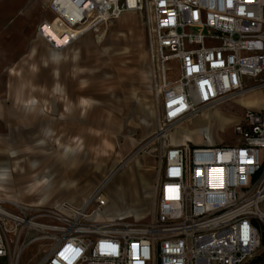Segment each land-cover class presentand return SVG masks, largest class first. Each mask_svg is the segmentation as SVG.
<instances>
[{
  "label": "built area",
  "instance_id": "obj_1",
  "mask_svg": "<svg viewBox=\"0 0 264 264\" xmlns=\"http://www.w3.org/2000/svg\"><path fill=\"white\" fill-rule=\"evenodd\" d=\"M36 1L51 14L36 35L53 52L123 13L140 16L160 87L159 139L264 89V0ZM231 127L230 146L207 138L164 144L154 165L155 216L145 228L103 221V184L82 206L31 214L0 198V258L18 264L37 239L48 245L37 264H250L264 246V109H243Z\"/></svg>",
  "mask_w": 264,
  "mask_h": 264
},
{
  "label": "rangeland",
  "instance_id": "obj_2",
  "mask_svg": "<svg viewBox=\"0 0 264 264\" xmlns=\"http://www.w3.org/2000/svg\"><path fill=\"white\" fill-rule=\"evenodd\" d=\"M47 15L41 1L0 0V99L4 97L7 84L16 87L23 81L35 80L34 90L39 93V84L44 81L42 76L46 75L47 81L43 83L57 80L71 101L67 107H38L44 110L42 116L51 120L53 138L47 141L31 139L30 146L23 152H0V160L6 162L12 178L8 184L0 183V198L3 201L17 199L16 204L28 208L30 214L37 208L62 202L79 207L115 171L104 189L109 198V213L103 220L111 222L112 227L145 228L156 211L155 159L164 144L171 142L176 128L159 139L157 132L162 127L158 104L160 87L151 74L142 19L132 12L123 13L105 23L98 32L85 33L68 48L57 51L64 54L60 61L42 66L41 57L44 60V55L53 51L36 35V27ZM26 54L32 56L21 61ZM24 60L26 66L31 63V68L22 72ZM18 67H21L20 73H16ZM53 69L59 74L51 81L48 73ZM85 87H89V101L101 105L85 110L77 106ZM140 103L150 106V116L135 109ZM236 103L240 106L216 108L221 114L219 117L213 113L202 115L200 125L194 124L196 118L184 122L177 132L188 135L186 142L203 143L207 138L223 146L235 144L237 138L231 122L237 120L243 108H264V89L237 99ZM175 137L180 143V136ZM72 147L80 154L87 153L90 165L81 179L79 176L73 178L72 192L58 191V183L68 179L63 155L65 149ZM33 160L37 166L32 168ZM135 165L141 169L137 170ZM45 168L49 170L43 173ZM20 169L22 171H18ZM1 172L8 173L7 169ZM138 172L145 179H138ZM35 174L49 175V186L36 187ZM112 198H117L118 203ZM38 202L41 204L37 205ZM47 247L43 241H33L20 254L18 264H34ZM251 260L250 264H264V246Z\"/></svg>",
  "mask_w": 264,
  "mask_h": 264
},
{
  "label": "crops",
  "instance_id": "obj_3",
  "mask_svg": "<svg viewBox=\"0 0 264 264\" xmlns=\"http://www.w3.org/2000/svg\"><path fill=\"white\" fill-rule=\"evenodd\" d=\"M47 12V17L43 20H49L51 18V14ZM32 54H26L21 58V61L23 59L30 58ZM64 57V54H59L56 52H52V54H45L44 60L43 57H41V65L46 66L48 62H52L55 64L56 62L60 61ZM43 60V62H42ZM25 64V60H24ZM31 63H27L23 66L22 72L25 70H30ZM16 73H20L21 67H18ZM32 69L34 70V67L32 66ZM14 72V70H13ZM50 74L51 79H57L58 77V71L57 69H53L52 72L48 73ZM45 77L42 76V79H44L43 82L47 81L46 75ZM41 79V81H42ZM52 81V80H51ZM43 82H40L39 84V93L34 90V86L36 85V81L32 80L28 82H18L16 87L9 86L7 84L4 97L0 99V152L3 154H11L23 152L25 147L30 146V140L34 138H38L41 141H47L53 138L54 131H51L50 119H45L43 115V109L38 110V107H56V106H69L70 100L67 98V93L64 92L65 89L62 88V85L56 80L55 82L51 84H44ZM15 88V89H14ZM33 88V89H32ZM34 92H33V91ZM90 93L89 87H85L81 90L82 96L80 97L77 106L86 109L87 107H92L93 105H101L99 102L95 101H89L87 95ZM103 95V99H104ZM102 99V100H103ZM68 102V103H67ZM232 105H239L236 103H232ZM223 106V105H222ZM240 106V105H239ZM220 107V106H219ZM217 107V108H219ZM137 111L141 112L145 116H150V106L144 105L143 103H140L135 108ZM244 109V108H243ZM259 109V108H256ZM207 113L203 114L206 115ZM241 114L239 115V117ZM202 115L197 117L194 121L197 125H200ZM237 117V119L239 118ZM232 121L231 123H233ZM48 126V127H47ZM40 142V141H39ZM184 142H186L184 140ZM184 142H180L184 143ZM33 143H35L33 141ZM194 143V142H193ZM202 142H196L194 144H201ZM76 147H72L71 149H65V153L63 155L62 162L65 166V170L67 172L66 178L63 179L58 183L56 186V189L58 191H66V192H72L74 188V181L73 178L75 176H79V179H81L84 176V171H87L90 162L88 161V155L87 153H79L77 151ZM31 167L37 166L36 161H32L30 163ZM0 183H9L11 181V177H9L11 174V171L9 170V167L6 166V162L0 160ZM5 167V168H2ZM136 169H141V167L135 165ZM6 170L8 173H2L1 170ZM47 168L43 169V173L46 172ZM10 171V172H9ZM22 171V169L18 170ZM2 173V174H1ZM138 179H145L142 173L138 172ZM43 175V174H42ZM37 176V174L34 175V181H36L34 184L36 187H39L40 185L43 187H48L50 183V177L48 176ZM42 177V178H41ZM46 177V178H44ZM69 180V181H68ZM34 186V185H33ZM42 191L39 190V193ZM11 201L19 202L17 199L13 198L9 199ZM112 201L117 204L118 199L112 198ZM124 200H122L123 202ZM63 203V202H62ZM41 202H38L37 205H40ZM61 204V203H59ZM56 204V205H59ZM114 204V205H115ZM116 206V205H115ZM117 207V206H116ZM119 209V207H117ZM41 259V258H40ZM39 259V260H40ZM35 262L34 264H37L39 262ZM0 264H8L6 259L0 258ZM27 264V263H26Z\"/></svg>",
  "mask_w": 264,
  "mask_h": 264
},
{
  "label": "bare ground",
  "instance_id": "obj_4",
  "mask_svg": "<svg viewBox=\"0 0 264 264\" xmlns=\"http://www.w3.org/2000/svg\"><path fill=\"white\" fill-rule=\"evenodd\" d=\"M63 39H64V38H62V37H60V38H56V42H57V43H61V42L63 41ZM58 46H61V44H59ZM59 50H60V48H59L57 51H59ZM254 92H255V91H254ZM250 93H252V92H250ZM250 93H248V94H250ZM248 94H245V95H243L242 97H245V96L248 95ZM242 97H240V98H242ZM240 98H238V99H240ZM236 100H237V99H236ZM244 109H249V108H244ZM262 109H264V108H262ZM251 110H253V109H251ZM256 110H257V109H256ZM258 110H259V109H258ZM209 113H213L216 117L221 116V114L218 112V110H217L216 108L213 109V110H211V112H208L206 115H208ZM222 120H223V123L225 124L226 121L223 119V117H222ZM181 126H182V124L176 126V130H175V131L173 132V134H172V139H171L170 144H172V145H180V144H179V141H178V143H177V139H176L175 136H180V142H184V140H185L186 138L189 139L188 135H185V134H183V133H179V132H177L178 129L181 128ZM226 126H227V125H226ZM190 129H191V128H190ZM181 144H182V143H181ZM114 172H115V171H112V172L110 173V175L104 179V182L102 183L103 186H104V189H105L106 186L109 184L110 179H111L112 175L114 174ZM108 181H109V182H108ZM89 198H90V197H87V198L85 199V201H84L85 204H86V202L88 201ZM10 201H11V200H10ZM12 202H15V201H12ZM15 203H17V202H15ZM61 204H62V203H61ZM108 204H109V202H108ZM103 221H104V220H103ZM104 222H105V221H104ZM34 240H37V239H34Z\"/></svg>",
  "mask_w": 264,
  "mask_h": 264
},
{
  "label": "water",
  "instance_id": "obj_5",
  "mask_svg": "<svg viewBox=\"0 0 264 264\" xmlns=\"http://www.w3.org/2000/svg\"><path fill=\"white\" fill-rule=\"evenodd\" d=\"M129 158V157H128ZM128 158L126 160H128ZM125 163V161L122 163V165Z\"/></svg>",
  "mask_w": 264,
  "mask_h": 264
}]
</instances>
